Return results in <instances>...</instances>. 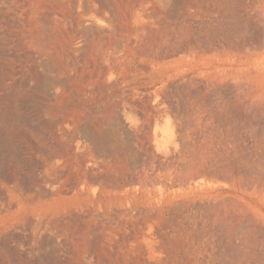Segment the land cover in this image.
<instances>
[{"label": "rangeland", "instance_id": "obj_1", "mask_svg": "<svg viewBox=\"0 0 264 264\" xmlns=\"http://www.w3.org/2000/svg\"><path fill=\"white\" fill-rule=\"evenodd\" d=\"M0 264H264V0H0Z\"/></svg>", "mask_w": 264, "mask_h": 264}, {"label": "bare ground", "instance_id": "obj_2", "mask_svg": "<svg viewBox=\"0 0 264 264\" xmlns=\"http://www.w3.org/2000/svg\"><path fill=\"white\" fill-rule=\"evenodd\" d=\"M86 1V0H85ZM144 1V0H143ZM178 1V0H177ZM84 2V1H83ZM104 3V2H103ZM112 3V2H111ZM81 4H82V2H81ZM181 4V3H180ZM55 5V4H54ZM205 5V4H204ZM85 7V6H84ZM83 7V8H84ZM101 3H100V10H101ZM140 9V8H139ZM175 9V8H174ZM109 10V9H108ZM176 10V9H175ZM174 10V11H175ZM111 11H112V9H111ZM171 11V10H170ZM164 12V11H163ZM175 13V12H174ZM57 14V13H56ZM61 14V13H60ZM153 14V13H152ZM181 14V13H180ZM56 16H58V15H56ZM61 17H62V15H60ZM129 16V15H128ZM153 16V15H152ZM64 17V16H63ZM179 18V17H178ZM177 20H179V19H177ZM58 21V20H57ZM67 21V20H66ZM87 24V23H86ZM89 24V23H88ZM162 24V23H161ZM68 25V24H67ZM90 25V24H89ZM58 26V25H57ZM92 26H94V25H92ZM147 27V26H146ZM124 28V27H123ZM69 29V28H68ZM88 29V28H87ZM105 29V28H104ZM236 29V28H235ZM80 30H83V28H81ZM108 30V29H107ZM139 30V29H138ZM84 31H85V29H84ZM79 32V31H78ZM170 32V31H169ZM66 33V32H65ZM82 33H84V32H82ZM96 33V32H95ZM79 34V33H78ZM232 34V33H231ZM235 35V34H234ZM233 35V36H234ZM81 36V35H80ZM239 36V35H238ZM156 37H158V35L156 36ZM55 39V38H54ZM95 39V38H94ZM134 39V38H133ZM202 40V39H201ZM233 40V39H232ZM223 41V40H222ZM89 42V41H88ZM87 42V43H88ZM225 42V41H224ZM65 44V43H64ZM91 44V43H90ZM141 44V43H140ZM217 44V43H216ZM92 45V44H91ZM182 46V45H181ZM197 46V45H196ZM89 47H91V46H89ZM88 47V48H89ZM60 48V47H59ZM66 49V48H65ZM88 50V49H87ZM100 51V50H99ZM69 52V51H68ZM179 52H181L180 50H179ZM184 52V51H183ZM70 53V52H69ZM166 53V52H165ZM121 55V54H120ZM170 55H172V54H170ZM107 56V55H106ZM81 57V56H80ZM109 57V56H108ZM81 59H82V57H81ZM56 61V60H55ZM82 61V60H81ZM63 62V61H62ZM87 62V61H86ZM98 62V61H97ZM88 63V62H87ZM89 64V63H88ZM100 65V64H99ZM135 65V64H134ZM134 65H132L133 67H134ZM140 65V64H139ZM61 66V65H60ZM142 66V65H141ZM145 66V65H144ZM107 67V66H106ZM53 68H55L54 66H53ZM57 68V67H56ZM90 69V68H89ZM98 69V68H97ZM56 70V69H55ZM94 70H96V69H94ZM101 70V69H100ZM135 70V69H134ZM103 71V70H102ZM56 72V71H55ZM111 72H113V71H111ZM93 73V72H92ZM85 75V74H84ZM83 75V76H84ZM115 75V74H114ZM78 76V75H77ZM94 76V75H93ZM88 77V76H87ZM100 77V76H99ZM53 78H56V77H53ZM66 78V77H65ZM101 78V77H100ZM114 78V77H113ZM64 79V78H63ZM71 79V78H70ZM60 80V79H59ZM114 80H116V79H114ZM61 82V81H60ZM61 83H63V82H61ZM75 83V82H74ZM114 84V83H113ZM66 85V84H65ZM69 86H70V84H68ZM97 85V84H96ZM104 85V84H103ZM68 87V86H67ZM98 87V86H97ZM102 88V87H101ZM103 89V88H102ZM141 91V90H140ZM143 91V90H142ZM106 92H107V90H106ZM142 93V92H141ZM106 94V93H105ZM126 94V93H125ZM131 94V93H130ZM104 95V94H103ZM113 95V94H112ZM121 95V94H120ZM127 95V94H126ZM142 95H143V93H142ZM98 96V95H97ZM117 96V95H116ZM122 96V95H121ZM120 96V97H121ZM107 97V96H106ZM114 97V96H113ZM118 97V96H117ZM109 98V97H108ZM107 98V99H108ZM112 97H110V99H111ZM109 100V99H108ZM112 100V99H111ZM115 100V99H114ZM120 100V99H119ZM112 102H114L113 100H112ZM117 102V101H116ZM111 104V103H110ZM114 105H115V103H113ZM112 105V104H111ZM116 106V105H115ZM94 139H97L96 140V142L98 141V142H100V141H103V137H101V136H95V138ZM226 204V203H225ZM244 236V235H243ZM247 250V249H246Z\"/></svg>", "mask_w": 264, "mask_h": 264}]
</instances>
